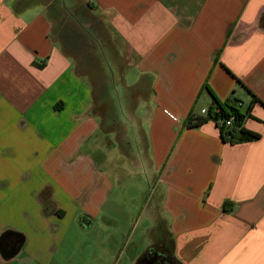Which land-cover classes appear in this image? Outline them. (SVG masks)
I'll list each match as a JSON object with an SVG mask.
<instances>
[{
    "label": "crops",
    "instance_id": "obj_1",
    "mask_svg": "<svg viewBox=\"0 0 264 264\" xmlns=\"http://www.w3.org/2000/svg\"><path fill=\"white\" fill-rule=\"evenodd\" d=\"M214 98L260 140L188 128ZM100 130L99 158L110 138L148 170L131 264L169 242L178 264H264V0H0V238H23L0 264H85L61 246L111 195L81 153Z\"/></svg>",
    "mask_w": 264,
    "mask_h": 264
},
{
    "label": "rangeland",
    "instance_id": "obj_2",
    "mask_svg": "<svg viewBox=\"0 0 264 264\" xmlns=\"http://www.w3.org/2000/svg\"><path fill=\"white\" fill-rule=\"evenodd\" d=\"M111 85L115 95V90L118 89L119 94L114 99L117 105L122 107L124 97L121 96L123 94L119 87L121 85L116 81L111 82ZM126 118L125 114L122 115L123 121ZM101 135L102 131H97L85 144L81 153H88L90 158L98 159L97 150L93 149V145L101 142L103 139ZM105 142L112 156L106 157L105 160L99 158L97 164L112 181L111 195L101 210L96 211L90 227H82L77 220L75 223L72 222L61 250L74 252L80 259L85 255V264L86 262L90 264L93 260H99L100 264H131L135 254L141 253L147 244L142 231L148 224L144 221L146 202L150 196V191L145 185L148 170L144 166L136 170L133 166L131 168L130 162L125 161L117 152L116 141L107 138ZM165 248L171 252V243L169 242Z\"/></svg>",
    "mask_w": 264,
    "mask_h": 264
},
{
    "label": "trees",
    "instance_id": "obj_3",
    "mask_svg": "<svg viewBox=\"0 0 264 264\" xmlns=\"http://www.w3.org/2000/svg\"><path fill=\"white\" fill-rule=\"evenodd\" d=\"M255 100H256V96L254 95V101ZM239 104L240 102H238L237 100L220 102L218 99L214 98V106L210 108L208 114L206 116L196 115L194 113L191 114L187 121V127L192 129L199 128L209 121H213L219 127L218 124L220 121H225L229 117L234 116L235 123L231 128H225V127L220 128L221 135L225 141L229 143H235V142L247 143V142H255L260 140L261 138L260 134L246 130L243 127V122L246 115L245 113L241 112ZM250 108L251 107H249L248 110H250ZM216 109H218L219 111L216 112ZM233 208L234 205L232 203H228V202L224 203L223 209L225 212L231 211L233 210ZM9 236H11L14 240H18V241L23 240L22 236L16 233H8L6 237ZM5 240L6 238H4L0 243V246L3 249L5 247ZM163 251L170 254L173 264H178L173 255V251L169 252L167 248H164Z\"/></svg>",
    "mask_w": 264,
    "mask_h": 264
},
{
    "label": "flooded vegetation",
    "instance_id": "obj_4",
    "mask_svg": "<svg viewBox=\"0 0 264 264\" xmlns=\"http://www.w3.org/2000/svg\"><path fill=\"white\" fill-rule=\"evenodd\" d=\"M18 240H14L11 236L6 237L5 246L8 245L10 250H13V243ZM12 244V246H11ZM15 249V247H14ZM12 252V251H11ZM139 264H173L170 254L163 251V248H151L147 250L141 257Z\"/></svg>",
    "mask_w": 264,
    "mask_h": 264
},
{
    "label": "built area",
    "instance_id": "obj_5",
    "mask_svg": "<svg viewBox=\"0 0 264 264\" xmlns=\"http://www.w3.org/2000/svg\"><path fill=\"white\" fill-rule=\"evenodd\" d=\"M241 105V103L239 104V106ZM219 110L216 109V112H218ZM235 123V117L234 116H231L229 117L227 120L225 121H220L219 122V128L221 127H225V128H231Z\"/></svg>",
    "mask_w": 264,
    "mask_h": 264
},
{
    "label": "water",
    "instance_id": "obj_6",
    "mask_svg": "<svg viewBox=\"0 0 264 264\" xmlns=\"http://www.w3.org/2000/svg\"><path fill=\"white\" fill-rule=\"evenodd\" d=\"M8 233H10V232H6V233H4L2 236H1V238H0V243L2 242V240L4 239V238H6V236H7V234ZM0 251H1V253H3V255L6 257V258H11V257H13V256H15V254L16 253H13V252H8V251H3V249L1 248V246H0Z\"/></svg>",
    "mask_w": 264,
    "mask_h": 264
}]
</instances>
